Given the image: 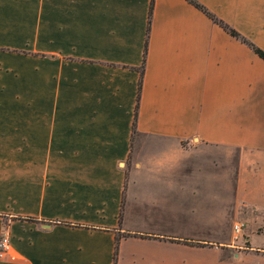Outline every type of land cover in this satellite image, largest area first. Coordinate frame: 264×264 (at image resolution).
<instances>
[{
  "label": "crops",
  "instance_id": "obj_1",
  "mask_svg": "<svg viewBox=\"0 0 264 264\" xmlns=\"http://www.w3.org/2000/svg\"><path fill=\"white\" fill-rule=\"evenodd\" d=\"M195 1L264 52V0ZM149 2L0 0V232L9 217L13 247L0 264H111L130 180L192 184L202 157L230 162L227 214L258 215L243 260L264 264V62L185 0H152L131 138ZM11 173L23 176L3 186ZM129 239L174 247L120 239L115 264H154L122 256Z\"/></svg>",
  "mask_w": 264,
  "mask_h": 264
},
{
  "label": "rangeland",
  "instance_id": "obj_2",
  "mask_svg": "<svg viewBox=\"0 0 264 264\" xmlns=\"http://www.w3.org/2000/svg\"><path fill=\"white\" fill-rule=\"evenodd\" d=\"M24 43L21 42L22 45ZM206 160V168L192 175L195 177L192 184L163 178L144 181L142 175L138 180H130L128 207L121 224L127 230L124 232L136 234L139 239L169 242L174 247H170L168 254L166 246L164 255L162 246L159 251L156 242L153 245L137 244L129 239L121 245L122 256L154 257V264L157 257L160 258L159 264H255L243 259L254 255L247 249L248 237L251 245L262 240V237L255 235L260 230L251 225V220H257L258 215L242 209L234 215L227 214L232 203L231 179L226 174L221 183L219 173L221 165L226 173L231 170V164L217 160L211 165L210 158L204 157L198 162L204 164ZM129 163L130 157L127 159ZM175 175L186 176L183 171H177ZM22 176L12 173L5 175L1 178L3 186L11 183L14 177ZM173 185L176 188L174 194L171 190ZM8 220L9 217L2 219L0 236L7 233ZM235 222L242 223L243 227L238 236L233 238L231 228ZM165 228L176 231L173 234L137 232L146 229L163 231Z\"/></svg>",
  "mask_w": 264,
  "mask_h": 264
},
{
  "label": "trees",
  "instance_id": "obj_3",
  "mask_svg": "<svg viewBox=\"0 0 264 264\" xmlns=\"http://www.w3.org/2000/svg\"><path fill=\"white\" fill-rule=\"evenodd\" d=\"M185 1L188 4H190L194 9L201 12L207 19H209L213 24H215L219 28H221L230 37L240 41L243 44H245L259 59H261L264 62V52L263 51H261L259 48L255 47L252 43H250L245 38L240 36L236 31H234L229 26L224 24L221 20L217 19L213 14H211L209 11H207L203 6H201L195 0H185ZM151 10H152V0H150L149 5H148L147 21H146V26H145V40H144V46H143V52H142V61H141L140 67L138 68L139 78H138V81L136 84L135 105H134V109H133L131 128H130L131 129V138L136 132L135 131L136 111H137L138 96H139L140 85H141L142 68H143L145 51H146V37H147L148 28H149V19H150ZM122 204H123V197H121L120 206H119V213L117 215L118 225L120 224L121 215H122ZM24 220L34 221V219H32V218H24ZM129 237H136V234L121 233V234L115 235L114 240H113V254H112V263L111 264H115L116 252H117V247H118V243H119L120 239H125V238H129Z\"/></svg>",
  "mask_w": 264,
  "mask_h": 264
},
{
  "label": "built area",
  "instance_id": "obj_4",
  "mask_svg": "<svg viewBox=\"0 0 264 264\" xmlns=\"http://www.w3.org/2000/svg\"><path fill=\"white\" fill-rule=\"evenodd\" d=\"M241 224L235 223L232 226L233 238H236L241 231ZM13 247L11 245L9 236L7 233L0 236V260H4L11 256Z\"/></svg>",
  "mask_w": 264,
  "mask_h": 264
}]
</instances>
